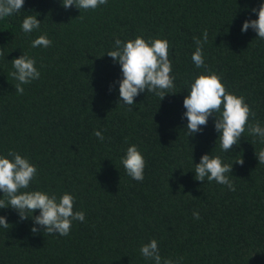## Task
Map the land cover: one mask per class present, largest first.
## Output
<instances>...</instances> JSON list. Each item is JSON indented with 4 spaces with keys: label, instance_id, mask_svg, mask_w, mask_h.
<instances>
[{
    "label": "trees",
    "instance_id": "trees-1",
    "mask_svg": "<svg viewBox=\"0 0 264 264\" xmlns=\"http://www.w3.org/2000/svg\"><path fill=\"white\" fill-rule=\"evenodd\" d=\"M261 3L107 0L79 10L63 8L61 0H25L19 12L0 18V156L11 159L12 151L27 158L37 168L29 191L70 193L73 210L85 213L84 222L74 220L60 236L42 228L33 233L32 219L0 209L10 225L0 226V264H154L140 252L152 239L162 261L264 264V163L255 155L264 143L248 131L256 121L264 127V39L252 29L241 32ZM36 13L39 30L23 32V19ZM205 30V64L255 113L228 152L221 150L214 117L189 136L183 115V99L205 71L191 59L193 38L203 40ZM45 33L51 46L33 48ZM137 36L167 40L175 87L162 100L140 93L129 111L119 102L120 65L107 53L116 39ZM23 53L36 60L40 77L22 85L21 95L10 73ZM133 144L146 162L142 182L121 163ZM203 154L232 164L235 191L194 178ZM240 158L243 165L235 163Z\"/></svg>",
    "mask_w": 264,
    "mask_h": 264
},
{
    "label": "clouds",
    "instance_id": "clouds-1",
    "mask_svg": "<svg viewBox=\"0 0 264 264\" xmlns=\"http://www.w3.org/2000/svg\"><path fill=\"white\" fill-rule=\"evenodd\" d=\"M25 0H0V18L11 16L19 12ZM62 7L69 9H96L107 3V0H61ZM256 13L255 20L248 19L242 23L241 32H247L252 29L257 37L264 39V3L259 8H253ZM35 15H28L23 19L22 30L25 33H32L39 30L41 21ZM208 34L205 30L203 40L194 37L196 45L191 59L197 68H203L205 71L199 74L190 85L189 94L183 99V107L186 109L184 117L187 118L186 128L188 135L202 131L201 126H206L208 118L214 117V127L219 133L221 150L231 151L234 145H238L242 134L245 132V125L248 123L249 116H255L251 112L245 98L236 96L227 92L221 83V77L208 68L203 56V45L207 43ZM52 41L48 39L47 34L38 36L31 42L33 48L49 47ZM169 44L167 40L159 38H149L148 41L137 36L134 40L121 41L116 39L114 50L107 53L114 62L119 63L122 79L119 84V98L121 103L129 106L132 111L134 98L140 93L152 92L162 100L165 94L175 87V77L171 76L172 62L169 60ZM14 71L10 73L13 79L17 81L15 90L19 94L24 93L22 85L29 84L40 77V72L35 67L36 60L23 53L12 61ZM111 90V86H110ZM174 94V93H173ZM221 105L223 108L221 110ZM219 113V115H215ZM250 135L256 136L264 143V127L260 122L249 125ZM94 135L101 141L104 136L97 130ZM258 162L264 163V148L255 153ZM5 158L0 156V193L5 199H0V209L11 207L14 209L21 221L32 219L34 225L31 231L37 233L43 230L48 234H59L67 236L70 232L72 222H84L85 213L83 211H74L75 197L70 193H63L59 198L55 194H48L39 190L29 191L30 182L37 174V168L29 160L16 152L9 151ZM121 163L127 174L135 181L142 182L144 179L145 159L136 145L127 148L125 156ZM235 163L243 165L244 161L240 158ZM232 164L222 162L218 155L203 154L199 163L195 164V179L204 182L215 181L220 185L227 186L229 191H235V186L230 175ZM39 211V215L33 216V212ZM195 219H200L198 212H193ZM0 226L5 229L10 227L6 217L0 216ZM140 252L145 259H151L154 264H177L172 259H163L160 256L158 243L152 239L149 243L140 248Z\"/></svg>",
    "mask_w": 264,
    "mask_h": 264
}]
</instances>
